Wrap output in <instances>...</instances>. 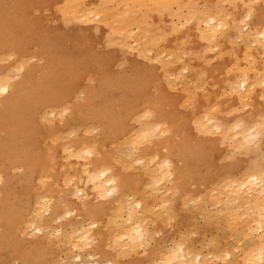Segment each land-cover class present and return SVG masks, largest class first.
I'll list each match as a JSON object with an SVG mask.
<instances>
[{
    "label": "bare ground",
    "instance_id": "bare-ground-1",
    "mask_svg": "<svg viewBox=\"0 0 264 264\" xmlns=\"http://www.w3.org/2000/svg\"><path fill=\"white\" fill-rule=\"evenodd\" d=\"M260 136L264 2L0 0V264H264Z\"/></svg>",
    "mask_w": 264,
    "mask_h": 264
},
{
    "label": "rangeland",
    "instance_id": "rangeland-1",
    "mask_svg": "<svg viewBox=\"0 0 264 264\" xmlns=\"http://www.w3.org/2000/svg\"><path fill=\"white\" fill-rule=\"evenodd\" d=\"M259 2H264V0H258ZM184 17V16H183ZM185 19V17L184 18H182V17H179L177 20H175V22L177 23V24H179V23H181L183 20ZM177 21H179V22H177ZM132 29H133V31L135 30V28L134 27H132ZM124 54H130L131 53V51L129 50V51H124L123 52ZM227 140V139H226ZM226 140H225V144H224V146H225V148L227 149H225L226 151H228V150H230L231 149V147H229V146H231V139H228V141L226 142ZM257 142L258 141H256L254 144H251L250 145V148H249V150H250V152H249V154H247L246 156H243L242 158L245 160V164H246V162L249 160V158H253L254 160H255V162H256V164H258V165H262V166H264V136H260V140H259V142H258V144H257ZM260 151V152H259ZM257 153V154H256ZM262 153V154H261ZM259 154H261V155H259ZM256 155H258L257 157H256ZM254 156H255V158H254ZM259 156H260V158H259ZM263 157V158H262ZM261 159H263V160H261ZM259 161V162H258ZM262 163V164H261ZM198 218H200V217H198ZM199 221V220H198ZM200 222V221H199ZM183 232H184V230H183ZM184 233H186V234H188L187 233V231L186 232H184ZM97 259V258H96Z\"/></svg>",
    "mask_w": 264,
    "mask_h": 264
}]
</instances>
